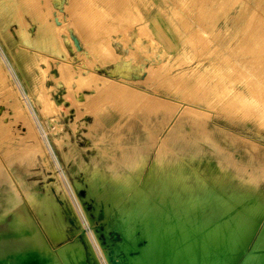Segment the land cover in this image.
<instances>
[{"label": "rangeland", "instance_id": "374dc122", "mask_svg": "<svg viewBox=\"0 0 264 264\" xmlns=\"http://www.w3.org/2000/svg\"><path fill=\"white\" fill-rule=\"evenodd\" d=\"M151 14L167 18L178 53L159 43ZM263 35L264 0H0V234H11L16 193L43 227L29 195L51 191L95 255L79 227L56 243L43 228L55 250L79 235L92 264H110L108 187L119 195L175 170L225 176L243 205L264 197ZM256 242L250 264H264V218L250 250Z\"/></svg>", "mask_w": 264, "mask_h": 264}, {"label": "bare ground", "instance_id": "6f19581e", "mask_svg": "<svg viewBox=\"0 0 264 264\" xmlns=\"http://www.w3.org/2000/svg\"><path fill=\"white\" fill-rule=\"evenodd\" d=\"M117 67H123L121 72L128 74L131 64L124 61ZM181 103L190 108L189 112L195 111V104L185 101ZM202 109H198L200 113ZM159 156L162 157V154ZM1 167L0 177L4 175ZM225 178L220 176L216 180L213 177L200 179L196 176L195 179H188L181 172L163 170L156 176L131 181L129 184L139 187L137 189L141 193L138 195H135L137 189L116 195L113 187H108V196L102 199L104 205L103 202L99 205L110 207L111 210H106L105 207L101 209L99 216L104 218L108 241V245H104V251L109 263L235 264L244 254L246 256L242 264L255 261L260 247L257 242L254 245L252 243L251 250L249 247L264 218V197L255 196L256 199L251 204L243 205L241 201L244 194L228 184ZM103 186L106 185L98 184L100 188ZM16 195V216L11 224V234H0V264H92L79 235L74 241H67L55 250L43 231L44 228L55 243L66 239L73 232L71 227L75 229L81 226L77 218H74V224L69 221L75 211L67 210L68 207L66 210L59 208L51 191L40 203L29 195L30 203L42 219V227L26 204V199L23 200L18 193ZM126 199L134 201L125 207L123 202ZM64 203L66 206L65 201ZM108 211L110 212L107 214ZM109 229L118 232L122 240L114 241L109 235ZM81 231L95 255L89 236L83 229ZM111 248H114L112 255ZM95 257L99 258L97 255ZM100 262L98 260V264H102Z\"/></svg>", "mask_w": 264, "mask_h": 264}, {"label": "crops", "instance_id": "0c3cea01", "mask_svg": "<svg viewBox=\"0 0 264 264\" xmlns=\"http://www.w3.org/2000/svg\"><path fill=\"white\" fill-rule=\"evenodd\" d=\"M168 20L162 14H155L149 16V26L153 30L156 38L158 39L159 43L163 46V48L169 54H176L181 48V41L178 36H176L175 40V47L173 48V42L169 39L170 30L168 27Z\"/></svg>", "mask_w": 264, "mask_h": 264}]
</instances>
